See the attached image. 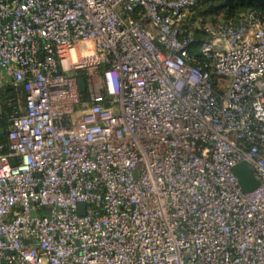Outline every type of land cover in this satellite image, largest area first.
<instances>
[{"label": "built area", "instance_id": "built-area-1", "mask_svg": "<svg viewBox=\"0 0 264 264\" xmlns=\"http://www.w3.org/2000/svg\"><path fill=\"white\" fill-rule=\"evenodd\" d=\"M192 5L0 0V264H264V18Z\"/></svg>", "mask_w": 264, "mask_h": 264}, {"label": "trees", "instance_id": "trees-1", "mask_svg": "<svg viewBox=\"0 0 264 264\" xmlns=\"http://www.w3.org/2000/svg\"><path fill=\"white\" fill-rule=\"evenodd\" d=\"M207 8L202 7L200 4L191 6V18L187 28L192 31L195 37V42L191 46L192 52L196 53L197 47L204 37V32L194 28V24L199 20H203L204 23H216L219 20L223 21H238L240 15L243 13L255 12L260 14L264 18V7L252 4L248 5L246 2L243 4L233 1L229 8L222 9L214 14H206ZM87 100V99H84ZM0 103L2 105V112L0 113V146H4V150L0 153L8 152V140L7 132L10 126V118L17 105V98L11 93V89L2 88L0 89Z\"/></svg>", "mask_w": 264, "mask_h": 264}, {"label": "water", "instance_id": "water-1", "mask_svg": "<svg viewBox=\"0 0 264 264\" xmlns=\"http://www.w3.org/2000/svg\"><path fill=\"white\" fill-rule=\"evenodd\" d=\"M203 0H193V4H197ZM232 0H225L223 3L219 5H211L205 10L206 14H214L222 9L228 8L231 6ZM239 3L246 2L247 4L255 3L259 6L264 7V0H237ZM79 87L81 93L86 92V85L85 80L83 78L79 79ZM17 163L16 161H13V165L15 166ZM234 172L236 176L238 177L240 184L245 192H252L255 189L258 188V182L256 180V177L251 169V167L247 163H240L234 167ZM81 213L84 211V205L81 207Z\"/></svg>", "mask_w": 264, "mask_h": 264}, {"label": "flooded vegetation", "instance_id": "flooded-vegetation-1", "mask_svg": "<svg viewBox=\"0 0 264 264\" xmlns=\"http://www.w3.org/2000/svg\"><path fill=\"white\" fill-rule=\"evenodd\" d=\"M225 0H203L195 5H198L200 4L202 7H205V8H208L210 7L211 5H219L221 3H223ZM233 1H237V0H232L231 3ZM243 4V3H242ZM252 4H255V3H252ZM252 4H248V5H252ZM257 5V4H256ZM229 8V7H228Z\"/></svg>", "mask_w": 264, "mask_h": 264}, {"label": "rangeland", "instance_id": "rangeland-1", "mask_svg": "<svg viewBox=\"0 0 264 264\" xmlns=\"http://www.w3.org/2000/svg\"><path fill=\"white\" fill-rule=\"evenodd\" d=\"M2 112V105H1V103H0V113Z\"/></svg>", "mask_w": 264, "mask_h": 264}]
</instances>
